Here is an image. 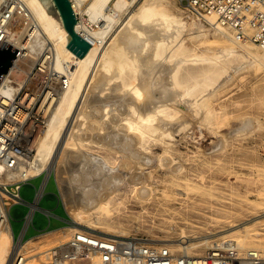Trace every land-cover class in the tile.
<instances>
[{
	"label": "bare ground",
	"instance_id": "obj_1",
	"mask_svg": "<svg viewBox=\"0 0 264 264\" xmlns=\"http://www.w3.org/2000/svg\"><path fill=\"white\" fill-rule=\"evenodd\" d=\"M23 1L31 10L38 30L28 40L27 31L19 29L12 44L33 56L19 58L16 71L6 80H14L22 86L40 82L34 53L47 44L53 52L51 67L64 75L66 85L54 98L48 95L45 110L48 115L44 126L33 134L29 147L31 156L24 158L17 170L6 173L5 179L27 181L46 173V184L52 172L56 170L57 173L61 167L68 169L71 165L74 182L85 186L83 193L91 200L88 204H78L75 200L77 205L72 207L70 214L76 225L70 232L75 234L86 229L101 236H113L111 232L124 235L125 232L118 231L104 218L109 210L119 207L124 196L147 199L155 192L154 173L159 164L162 167L164 163L158 157L156 161L160 163L155 164L156 155H149L153 145L165 138L172 139L170 126L183 112L185 115L188 106L191 115L201 119L199 125L214 131L219 116L211 101L217 95L218 87L231 72L236 74L246 68L264 65V50L261 53L258 46L239 41L224 26L207 25L189 18L185 9L179 8L174 0H72L80 17L78 30L92 43L88 54L79 57L68 47L67 30L53 15H48L40 0ZM86 16L88 19L85 20ZM211 34L216 36L214 40L210 39ZM209 43H214L215 48L213 45L208 47ZM16 89L20 90L13 85H4L0 92L8 95ZM183 102L188 104L186 110L179 106ZM187 119L180 123L181 130L189 129ZM256 123L248 126L250 130L246 135L259 130V119ZM95 146L101 151H117L133 158L135 164L129 171L135 167L139 170L120 173L114 169L116 156L113 154L103 155L104 160L99 157L87 160L84 151L94 150ZM68 156L76 164L70 161V165L67 164ZM183 171L181 167H172L170 175L178 177ZM69 181H64L63 175L60 178V190L68 205L71 193L66 182L71 185ZM30 206L34 211L38 208L37 204ZM31 217L32 214L28 222ZM247 223H240L234 229L231 227L227 232L223 230L219 239H228L242 248L246 241L241 234L249 228ZM87 224H106L105 229L102 227L105 231L96 232ZM63 231L65 229L51 234ZM207 237L200 240L184 235L181 238L185 240L178 241L179 244L162 245L179 247L189 255L194 248L209 246L211 240ZM14 240L11 226L0 234V264H12L17 253L26 250V246L36 239L20 238L17 244ZM66 242L68 240L60 245ZM93 261V264H104L99 259ZM48 264L73 263L70 259L57 257Z\"/></svg>",
	"mask_w": 264,
	"mask_h": 264
},
{
	"label": "rangeland",
	"instance_id": "obj_2",
	"mask_svg": "<svg viewBox=\"0 0 264 264\" xmlns=\"http://www.w3.org/2000/svg\"><path fill=\"white\" fill-rule=\"evenodd\" d=\"M174 1L184 10L183 0ZM84 19H88V16ZM94 26L96 28V25ZM209 37L214 40L216 36L211 34ZM209 45L215 48L214 43H209L207 46L210 47ZM259 51L263 53L260 48ZM246 70L247 68L236 74L231 72L218 87L219 91L211 101L219 116L214 131L199 125L201 119L191 115L188 104L179 103L182 104L179 105L180 108L185 110L188 106L187 110L190 114H187V111L183 115V112L181 118L175 121L177 124L174 122L175 125H169L172 139L169 137L170 140L165 138L163 141H157V144L153 145V151L149 152L152 157H155L153 154L156 155L153 160L155 164L160 163L156 161L159 158L164 163L162 167L159 164L154 173L155 192L147 199H140L136 195L124 196L125 199L117 209L109 210L104 219L118 231L125 232L124 235L111 232L112 235L139 236L153 245L179 244L178 241L185 240L181 238L184 235L189 239L198 237L200 240L208 236L207 238L211 240L209 246L189 251L190 256L200 257L213 245L215 246V242L223 240L219 239V236L223 235L224 231L227 232L231 227L234 229L250 221L247 223L249 228L241 234L246 241L242 248H257L264 251V65ZM47 105L46 103L41 107V114L45 118L48 115L45 111ZM40 106V103L37 104L36 109ZM184 118L189 119H187L190 124L188 130L179 128L180 123L185 121ZM258 119L261 122L259 130L256 129L246 135L250 125L257 124ZM235 135L238 137L236 138ZM166 151L169 154L165 153ZM84 153L87 155L85 157L87 160L91 157L104 160L103 155H115L114 169H118L123 174L139 170L135 167L129 171V167L134 166L135 160L117 151L112 153L101 151L95 146L94 150H85ZM70 156L67 164L69 161L76 164ZM70 167L68 169L61 167L57 173L56 170L52 172L43 191L40 190L46 173L22 186L21 195L28 204L35 201L39 191L42 193L38 209L32 216L30 228L24 238L26 240L40 233L32 244L26 246V250L33 251L32 253L39 255L42 260H47L50 249L59 246L74 235L70 232V228L76 225L70 214L72 207L75 208L76 203L81 202L88 204L91 200L83 193L85 186L74 182L75 175H72L74 172H71ZM172 167H181L184 171L178 177H174L170 175ZM62 175L64 181L74 177V180H71L74 183L69 181L71 185L66 182L71 193V198L69 197L71 200L68 198L69 205L60 190ZM101 179L102 177L98 180ZM28 204L12 208L11 225L16 236L14 244L19 241L20 233L30 213L31 206ZM47 211L50 214H47ZM58 218L63 222L58 221ZM87 227L101 233L105 231L106 224L95 226L87 224ZM44 229L47 231L42 232ZM62 229L65 231L51 234ZM171 249L182 251L176 246ZM93 262L92 259L80 264H93Z\"/></svg>",
	"mask_w": 264,
	"mask_h": 264
},
{
	"label": "built area",
	"instance_id": "obj_3",
	"mask_svg": "<svg viewBox=\"0 0 264 264\" xmlns=\"http://www.w3.org/2000/svg\"><path fill=\"white\" fill-rule=\"evenodd\" d=\"M183 7L189 18L224 26L239 41L264 50V0H183ZM19 29L27 31L28 40L38 30L31 10L23 0H0V47L6 42L20 51L0 83V88L4 85L20 88L8 95L0 92V234L11 226L12 208L28 204L20 193L21 185L28 180L7 181L6 173L17 170L23 159L31 156L33 134L45 124L41 107L48 95L54 98L66 85L64 75L51 67L53 52L47 44L34 53L36 70L41 76L35 87L6 80L16 71L19 58L33 56L13 46L12 40ZM39 103L41 106L36 109ZM32 252L20 250L12 264H46L57 257L70 259L73 264L92 259L104 264H264L263 250L244 249L227 240L215 242L203 257L196 258L168 246L149 244L139 236H101L86 229L77 231L65 244L52 248L47 260Z\"/></svg>",
	"mask_w": 264,
	"mask_h": 264
},
{
	"label": "water",
	"instance_id": "obj_4",
	"mask_svg": "<svg viewBox=\"0 0 264 264\" xmlns=\"http://www.w3.org/2000/svg\"><path fill=\"white\" fill-rule=\"evenodd\" d=\"M48 15H53L61 22L69 34V49L77 56L84 57L92 47V43L84 38L78 27V16L74 10L72 0H40ZM19 50L8 43L0 47V83L7 74L14 60L19 54Z\"/></svg>",
	"mask_w": 264,
	"mask_h": 264
},
{
	"label": "crops",
	"instance_id": "obj_5",
	"mask_svg": "<svg viewBox=\"0 0 264 264\" xmlns=\"http://www.w3.org/2000/svg\"><path fill=\"white\" fill-rule=\"evenodd\" d=\"M36 178H39V177H36ZM36 178H32V179H30V180H28L27 182H25L26 184H28L30 181H32V180H34V179H36ZM44 182H45V180H44ZM44 182H43V185H46V184H44ZM25 183H23L22 185H21V191H22V186L25 184ZM43 185H42V187H43ZM21 191H20V193H21ZM41 191V190H40ZM40 191L37 193V197H36V199H35V201L34 202H32V203H29V204H31V205H36L37 204V206H38V202H39V193H40ZM21 197H22V195H21ZM23 198V197H22ZM34 203V204H33ZM36 203V204H35ZM38 209V208H37ZM37 209H35V210H37ZM34 210L33 209H31L30 210V213L28 214V216H27V220H26V223H25V225H24V227H23V229H22V231H21V233H20V236H19V239L18 240H20V238H22L23 240H24V238H25V236H26V234H27V232H28V230H29V228H30V223L32 222V217H31V221L30 222H28V217L32 214V216L34 215ZM50 214V212L49 211H47V214ZM58 221H60V222H63V220L62 219H59L58 218ZM11 228H12V225H11ZM36 230V229H35ZM12 231H13V229H12ZM46 232L47 230L46 229H44V230H42V232ZM41 232V233H42ZM13 234H14V232H13ZM39 234L40 233H37V234H34V235H32V237H30L29 239H34V238H36V237H38L39 236ZM14 239L16 240V236H15V234H14ZM27 240V239H26Z\"/></svg>",
	"mask_w": 264,
	"mask_h": 264
}]
</instances>
